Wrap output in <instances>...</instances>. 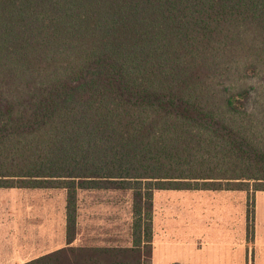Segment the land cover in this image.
Masks as SVG:
<instances>
[{
    "label": "trees",
    "instance_id": "trees-1",
    "mask_svg": "<svg viewBox=\"0 0 264 264\" xmlns=\"http://www.w3.org/2000/svg\"><path fill=\"white\" fill-rule=\"evenodd\" d=\"M263 111L264 0H0V187L66 192L67 246L21 264H131L71 244L104 188L150 264L155 191L264 190Z\"/></svg>",
    "mask_w": 264,
    "mask_h": 264
},
{
    "label": "rangeland",
    "instance_id": "rangeland-1",
    "mask_svg": "<svg viewBox=\"0 0 264 264\" xmlns=\"http://www.w3.org/2000/svg\"><path fill=\"white\" fill-rule=\"evenodd\" d=\"M248 184L246 193L224 190L214 192L174 190L169 193H157L154 201L159 210V219L162 212L163 218L165 217L164 230L159 235L157 233L155 237L157 250L161 251V254L177 253L180 250L186 252L187 247L196 245L198 238L204 241L208 236L225 237L227 240H232L234 247L241 246L245 233L250 234L251 232H248V211H253L255 232H263L262 213H259L258 220L255 214L256 205L264 211V192L257 193L258 190L254 188L259 185L253 181H249ZM19 190L21 189L16 188V191ZM22 190L35 192L33 194L36 197H31V201H28L29 198L24 191L16 193L15 190L9 189L10 198L7 201L4 199L6 196L0 194V242L1 236H4L9 240L10 246L24 245L25 239L29 240L26 245L30 247L35 245L31 240L34 236H38V230L35 228L39 220L44 221L48 212H51V217L54 216L52 218V247H55L57 243L54 240V233L56 225L58 226L56 220L65 216L62 203L63 198L65 199V189L30 188ZM52 192L55 195H52ZM99 203H101L100 206ZM112 203L115 206H112ZM131 208L130 191H112L107 188L78 190L77 213L80 223L76 244L87 246V244L94 245L104 242V245L131 246L134 251H119L115 253L114 258L131 264L141 263L144 260L146 262V247L143 244L137 246L133 244ZM55 235L56 238L59 237L58 232ZM2 248L0 247V264H15L16 261L25 260L33 255L19 256L15 260L14 255L6 254ZM138 250H140V255ZM165 257L168 256H164L161 264L166 263L167 258Z\"/></svg>",
    "mask_w": 264,
    "mask_h": 264
},
{
    "label": "crops",
    "instance_id": "crops-1",
    "mask_svg": "<svg viewBox=\"0 0 264 264\" xmlns=\"http://www.w3.org/2000/svg\"><path fill=\"white\" fill-rule=\"evenodd\" d=\"M9 189H13L16 191V188H4L1 189L0 187V194L6 196L4 199L8 201L10 198L9 195ZM21 189L19 191H24L29 200L31 201V197H36L33 193L35 192H27L26 190L22 189H30V188H18ZM41 189V188H39ZM54 189V188H53ZM19 191H16V193H19ZM112 191H119V190H112ZM173 190H157L153 194V214H152V241H151V252H150V264H161V262L164 260V256L167 258L166 263L164 264H264V231L263 232H255V226L253 227V230L250 234L245 233V236H243L241 240V246L234 247L232 240H227L225 237H211L208 236L204 239V241H200V238H198V242L196 245L189 246L185 249L186 252H180L177 253H164L161 254V251L159 252L155 246L156 241V234L158 235L163 232V224L165 223V217L163 218L162 213L159 214L156 204H155V196L157 193H163ZM180 191V190H178ZM189 191V190H188ZM195 191V190H193ZM199 191H221V190H199ZM224 191H241L245 192L243 190H224ZM258 192H264L257 191ZM40 193V192H37ZM45 193V192H42ZM50 191L48 192V199L50 198ZM52 195H55L54 192H52ZM66 197V192H65ZM14 199V198H12ZM63 208L65 210V199L62 200ZM101 203H99L100 206ZM109 204V203H106ZM111 204V203H110ZM112 206H115L112 203ZM259 213H262V222L264 223V211L260 209L259 206L256 205V218L259 219ZM54 214V213H53ZM52 213L48 212V216L44 221L39 220L38 226H36V230H38V236H34L31 238V240L35 243L31 247L26 245V243L29 241L27 239L24 240V245L18 244V246L14 247V245L10 246L9 240L1 236V242L0 247H3V251L6 252V254H12L14 255V259L16 260L19 256H25L27 254H33L31 257L26 258L25 260L16 261L15 264H21L26 261H29L31 259H34L36 257L51 253L57 249L63 248L67 246L66 243V233H65V216H62L60 220H56L58 223V226L56 225V230L54 233V240L57 243L55 247H52ZM92 218V217H91ZM79 214L77 215V234L74 241L71 243L72 245H77V237L79 232ZM162 221L160 222V220ZM261 219V218H260ZM89 221H92L88 219ZM255 221V218H254ZM106 223V222H105ZM58 232L59 237L56 238V233ZM102 244H87V247H100V248H125L127 251H130L128 248H132L131 246H119V245H104V242H101ZM201 243L203 245H201ZM208 243V245H206ZM2 245V246H1ZM82 246V245H81ZM32 247L34 249H32ZM31 248V250H30ZM132 250V249H131ZM2 251V252H3ZM133 251V250H132ZM138 254L140 255V250H138ZM164 255V256H163ZM174 255L176 257H174Z\"/></svg>",
    "mask_w": 264,
    "mask_h": 264
}]
</instances>
